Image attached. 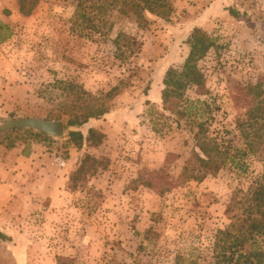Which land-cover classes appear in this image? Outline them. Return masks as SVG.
I'll list each match as a JSON object with an SVG mask.
<instances>
[{"label":"rangeland","instance_id":"obj_1","mask_svg":"<svg viewBox=\"0 0 264 264\" xmlns=\"http://www.w3.org/2000/svg\"><path fill=\"white\" fill-rule=\"evenodd\" d=\"M76 3L0 0L11 32L0 43V119L65 124L71 114L88 115L79 129L106 135L78 149L65 129L59 139L3 132L0 230L12 240L0 241V264H56L57 256L70 264H173L177 255L213 264V236L230 221L228 203L264 171V144L250 153L251 134L246 139L235 123L239 111L255 106L249 86L264 82V0H166L162 14L142 18L129 7L92 8L99 32ZM195 27L213 45L197 62L206 91L191 86L186 97L209 103L207 135L245 166L228 163L201 181L180 176L194 150L195 118L177 123L160 98L163 75L182 66ZM119 32L138 41L129 55L113 42ZM154 109L166 117L160 132L149 122ZM85 152L108 166L71 190L69 174ZM160 170L159 181L151 178L156 186L142 184ZM148 228L155 231L149 245Z\"/></svg>","mask_w":264,"mask_h":264},{"label":"trees","instance_id":"obj_2","mask_svg":"<svg viewBox=\"0 0 264 264\" xmlns=\"http://www.w3.org/2000/svg\"><path fill=\"white\" fill-rule=\"evenodd\" d=\"M76 10L81 9L82 17L89 24V28L101 31L99 27L100 18L97 13H91V9L98 8V11L106 9H116L119 6L125 11L130 8L137 18H142L143 13H153L160 15L159 11L165 7L166 0H76ZM228 12L234 16H239V12L228 7ZM98 19V23L95 20ZM11 32L7 24L0 20V43L10 37ZM114 44L119 49V53L129 55L134 51V45H138L134 36L119 32ZM189 45V52L181 67H168L165 71L161 89V108L175 116V121L192 115L195 119L196 130L194 132V150L185 161L182 168L181 177L185 180L201 181L208 175H216L224 166L234 164L240 169H245L244 162L235 160V155L230 153L228 145L222 146L215 138L207 135L208 120L210 116L209 103L196 99L189 101L186 91L193 86L200 92H205V76L198 68L197 62L203 58L212 47L213 41L200 28H193L186 38ZM254 95L249 102L255 104L251 108L239 111L235 120L236 127L248 139V151L255 152L264 144V82L257 85H250L248 88ZM254 91V92H253ZM86 115L80 119L79 115L71 114L64 124L69 140L78 148L84 146H97L103 142L106 135L95 127H89L84 134L79 127L87 122ZM165 114L150 111L149 122L152 129L160 132L162 129L159 123H165ZM178 123V122H177ZM17 129H12V131ZM24 131L33 133L44 139H51L43 132L27 128ZM3 132H0V136ZM27 155V152L24 153ZM108 166L107 160L97 157L90 152H85L77 166L70 172L67 187L76 190L87 176L96 174L99 170H105ZM160 171H154L148 181H144L147 187H154L155 181L162 178ZM151 178L153 181H151ZM170 187L160 189V192L168 190ZM225 214L229 218V223L224 228L216 230L212 241L213 264H264V171L256 178L250 180L245 189H238L228 203ZM155 232L152 228L145 230L143 238L147 244L152 243L149 233ZM156 234V233H155ZM154 235V234H153ZM10 235L0 230V241H11ZM143 246V245H140ZM72 258L57 256L56 264H70ZM173 264H199L194 258H186L177 255Z\"/></svg>","mask_w":264,"mask_h":264},{"label":"water","instance_id":"obj_3","mask_svg":"<svg viewBox=\"0 0 264 264\" xmlns=\"http://www.w3.org/2000/svg\"><path fill=\"white\" fill-rule=\"evenodd\" d=\"M26 128L43 132L54 139H59L64 134V122L61 119L48 120L39 117L0 119V132Z\"/></svg>","mask_w":264,"mask_h":264}]
</instances>
